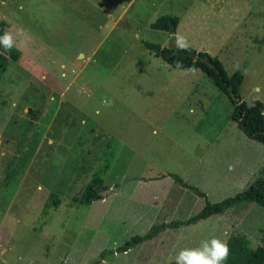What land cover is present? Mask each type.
<instances>
[{
    "label": "rangeland",
    "instance_id": "rangeland-1",
    "mask_svg": "<svg viewBox=\"0 0 264 264\" xmlns=\"http://www.w3.org/2000/svg\"><path fill=\"white\" fill-rule=\"evenodd\" d=\"M247 1L228 39L211 25L183 38L230 75L241 71L240 98L264 105V0ZM182 2L0 0L22 53L0 80V264H175L184 248L236 234L263 264L257 203L166 228L96 263L104 249L198 213L206 198L236 195L264 169V144L238 127L228 96L200 69L173 67L144 44L176 45L151 24ZM95 176L102 199L78 202Z\"/></svg>",
    "mask_w": 264,
    "mask_h": 264
},
{
    "label": "trees",
    "instance_id": "trees-1",
    "mask_svg": "<svg viewBox=\"0 0 264 264\" xmlns=\"http://www.w3.org/2000/svg\"><path fill=\"white\" fill-rule=\"evenodd\" d=\"M178 23V16L165 14L158 17L151 24V27L153 29L175 33ZM8 27L9 24L5 20L0 19V37L4 36ZM144 44L147 48L152 50L156 56L162 58V60L173 67L180 69L194 68L200 69L204 72L219 90L227 95L234 104L232 119L237 122L238 127L242 129L249 138L264 144L263 103L256 101L249 105L242 99L240 101H235L230 93V88L232 87L236 95L239 96V89L244 82V75L241 71H236L230 75L221 60L216 56L210 55L206 51H197L191 47H179L176 45L165 47L159 43L149 41H145ZM21 54V51L16 46H13L12 49L6 51L3 46L0 45V80L9 64L12 61H18ZM194 55H198V57H195ZM204 59H207L212 65L205 62ZM29 112L33 118H38L37 111L30 109ZM28 124L30 126L31 122ZM173 176L177 181H180L177 175ZM103 188L102 177L95 176L87 184L83 194L76 198V200L82 204H91L94 200L102 199L101 191ZM51 198L54 206L57 207L60 204V197L57 194L52 193ZM206 200L207 202L205 206L198 213L190 216L186 220H175L169 224L164 222L158 225H153L145 234L135 235L115 249H104L99 254V259L96 263L104 260L109 254L130 251L144 241L153 239L166 228H176L180 225L194 224L213 214H223L227 209L238 208L245 203H257L264 208V169L259 177L236 195L218 202H210L207 198ZM45 206H49L48 203ZM227 244L230 248V254L224 264H253V258L251 255L252 248L249 245V240L244 235H232L228 239ZM255 253L257 258L264 264V246L259 245L256 248Z\"/></svg>",
    "mask_w": 264,
    "mask_h": 264
},
{
    "label": "crops",
    "instance_id": "crops-1",
    "mask_svg": "<svg viewBox=\"0 0 264 264\" xmlns=\"http://www.w3.org/2000/svg\"><path fill=\"white\" fill-rule=\"evenodd\" d=\"M247 3V0H183L181 4L176 6L177 10L173 6L168 10L172 13L170 15L176 13L175 16L179 17V23L173 35L175 38L193 36L200 30L201 25L202 27L211 25L210 31L213 32L215 29L216 34H222L223 40L225 37L228 39L231 22L237 24L243 20L245 17L243 9ZM184 47L194 48L189 45ZM194 49L201 51L199 48Z\"/></svg>",
    "mask_w": 264,
    "mask_h": 264
},
{
    "label": "clouds",
    "instance_id": "clouds-1",
    "mask_svg": "<svg viewBox=\"0 0 264 264\" xmlns=\"http://www.w3.org/2000/svg\"><path fill=\"white\" fill-rule=\"evenodd\" d=\"M15 44L11 33H5L0 37V45L7 51ZM179 47L185 46L183 37L177 39ZM230 254L227 242L212 238L201 241L198 247L184 248L175 257V264H224Z\"/></svg>",
    "mask_w": 264,
    "mask_h": 264
},
{
    "label": "water",
    "instance_id": "water-1",
    "mask_svg": "<svg viewBox=\"0 0 264 264\" xmlns=\"http://www.w3.org/2000/svg\"><path fill=\"white\" fill-rule=\"evenodd\" d=\"M195 57H198V55H194ZM204 61L205 62H208V60L207 59H204ZM210 65H212L210 62H208ZM230 93H231V96H232V98H233V100H235V101H240L241 100V98L239 97V96H237L236 95V93L234 92V90L232 89V87L230 88ZM185 187H189L187 184H183ZM196 192H197V194H199L200 196H202V197H206V194L205 193H203V192H201V191H199V190H197L196 189ZM264 246V245H263Z\"/></svg>",
    "mask_w": 264,
    "mask_h": 264
}]
</instances>
